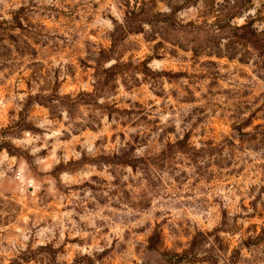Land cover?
Returning <instances> with one entry per match:
<instances>
[{
    "label": "rangeland",
    "instance_id": "1",
    "mask_svg": "<svg viewBox=\"0 0 264 264\" xmlns=\"http://www.w3.org/2000/svg\"><path fill=\"white\" fill-rule=\"evenodd\" d=\"M0 264H264V0H0Z\"/></svg>",
    "mask_w": 264,
    "mask_h": 264
}]
</instances>
